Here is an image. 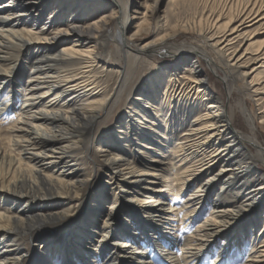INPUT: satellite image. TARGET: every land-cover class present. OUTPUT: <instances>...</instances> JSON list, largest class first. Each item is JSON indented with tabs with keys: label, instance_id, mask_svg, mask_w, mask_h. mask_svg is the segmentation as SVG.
Wrapping results in <instances>:
<instances>
[{
	"label": "bare ground",
	"instance_id": "1",
	"mask_svg": "<svg viewBox=\"0 0 264 264\" xmlns=\"http://www.w3.org/2000/svg\"><path fill=\"white\" fill-rule=\"evenodd\" d=\"M67 1L0 0V89L9 87L0 97V264H203L207 257L226 264L230 249H245L243 239L250 248L242 264H264L261 125L243 100L239 109L250 132L237 129L198 65L203 57L219 68L213 50L228 70L220 67L225 79L252 75L251 87L264 83V47H252L264 23V0H224L221 12L201 13L192 26L202 41L187 47L178 45L183 30L138 45L142 24L129 34V9L139 0ZM159 1L153 0L152 13ZM89 9H98L100 18L88 20ZM110 39L125 65L109 90L99 79ZM160 53L171 61L152 70L129 100L137 81L133 66ZM126 91L129 108L119 126L125 131L112 138L128 143L113 151L106 137L96 136ZM131 141L139 165L126 158ZM94 154L120 196L110 197L105 186L86 194L90 177L78 164ZM86 199L90 206L82 213L75 203ZM55 205L60 211L43 210ZM123 206L133 215L122 214ZM205 206L209 213L200 219ZM45 219L54 222L49 231L35 230ZM70 220L68 229L58 228ZM177 221L184 230L174 229ZM55 230L77 238V251L53 242ZM30 242L39 249L28 263Z\"/></svg>",
	"mask_w": 264,
	"mask_h": 264
},
{
	"label": "rangeland",
	"instance_id": "2",
	"mask_svg": "<svg viewBox=\"0 0 264 264\" xmlns=\"http://www.w3.org/2000/svg\"><path fill=\"white\" fill-rule=\"evenodd\" d=\"M90 1L96 2L95 0H90ZM222 1L224 0H216V1L210 0L209 3L207 4L206 3L207 0H177V1L160 0L159 3L156 5V11L152 13L150 9H151V4L153 3V0H139L138 5L137 4L135 5L137 7L134 6V9H129V12H131V15L133 17L132 27H131L129 34H133L137 30L138 25L141 23L142 28L139 34H137L136 37H134V40L138 45H143L144 43L150 40L160 38L168 33L179 31V30H183V32H181L178 35L177 40L180 41L178 45L187 47L192 44H200V42L202 41V38H201V35L199 34L198 28L195 26H192L193 25L192 22L194 21V18L195 17L197 18L198 15H200L201 13H205L207 15L212 10L221 12L222 10L221 7L223 4ZM72 2L73 1L69 0L67 1V4H70ZM94 4L95 3H92V5ZM206 5H208L209 7H206ZM147 6H149L150 8H147ZM67 8L68 10L70 9L69 6ZM71 10H73V8L70 9L69 11ZM93 10L94 9H91V10L89 9V11L86 12L89 16H91V18L88 19L90 21H93L94 19H98L101 16L99 11L97 12L98 9H95V11ZM116 25H117L116 21L114 20V22L109 25V28L114 29ZM161 26H162V29H160ZM256 29H257L256 34H255L256 37L253 39L254 43L252 45L254 49L260 46L264 47V23L260 26H257ZM109 43H110V48H112L110 50V54L106 52L101 55L103 59L106 61L107 66L105 68V71L103 72L102 77L99 80L102 79V81H100L102 87H106V89L110 90L116 84V81H117V73H116L117 68L125 65V58L118 53V50L116 47L117 41L115 39H110ZM248 44L249 42L246 43L245 47ZM90 45H93V44L90 43ZM211 54L217 60V63L219 64V66L228 72V70L226 69V66L221 62V60H219L218 55L213 50H211ZM170 61H171V57L168 54L160 53V54L154 55V57L144 58L141 62L137 63L136 66L134 65L131 72L133 73L134 77L137 78V81L135 82V85H133V83L130 84L131 86H133V91L130 94L129 100L134 98L135 92H137V94L139 93L140 86L143 85L144 81H146L149 78V76L152 74V70L155 71L159 65L168 64V62ZM198 65H200L202 70L208 75L207 85L211 86L214 93H216L222 98L227 108L229 109L233 117L232 118L233 125L237 129H240L245 132H250L249 127L239 109L240 104L244 100L247 108H249L253 112L256 122L261 125V129L258 130V138L264 144V83L260 85L255 84L253 87H251L249 82L252 78V75L247 76L246 78L238 75L236 78H228L227 80L224 77L225 76L224 71L220 67L219 68L215 67L213 64H210V62L204 59L203 57H199ZM102 68L103 67H100V69ZM27 69L28 67L25 68L26 71ZM168 78H169L168 76L165 78L163 82L164 84L163 86H166ZM182 82L183 81H180L179 85H182ZM230 86H233L231 91H229ZM257 88L259 90L258 91L259 93L256 95L253 93V91L254 89H257ZM8 91H9V87L6 89L1 88L0 97L1 98L6 97ZM162 91L164 92V89ZM162 93L158 94L159 100L164 97ZM128 95H129V91H126L124 93L122 101H120V104H118V106L112 109V112L110 113L111 116L107 118L106 121H104L103 124L105 125H101L100 127L101 132L98 133L96 136V137H99L100 135H103L104 137H106L108 139V142L113 145L111 146L113 147V151H115V149H120V146H122V144L128 143L124 141L123 139H120L117 137L112 138L113 133L119 134L116 130H120L121 128L119 127L121 126L120 121L123 117V114H125L127 112V109L129 108L128 104H126V102L128 103L129 101L127 99ZM21 99L22 98L20 99L14 98V101L19 104L21 103ZM157 111L158 110L155 109L154 113H156ZM204 111H205V107H201L200 112H204ZM165 114L166 112L161 113L160 117H165L166 116ZM5 116H9L11 118L14 116V112L12 111V112L3 114V117ZM151 126L154 128L157 126V124L153 126V123H152ZM121 130L125 131V128L122 127ZM180 132L181 130L179 129L176 132V136H178ZM133 133L134 132H132V134ZM149 133H151V131H148L147 134ZM134 136L135 134L133 135V137ZM132 142L133 141H131L129 145L127 146V147L130 146L129 149H132L131 147ZM247 145L251 149L253 148L250 143H247ZM135 150L136 149H134V151ZM134 151L133 152L128 151L126 158H129L130 160L133 161V163L135 162L136 165H139L140 159L138 160L137 154H135ZM93 156L92 157L88 156V159H89L88 162L84 161L78 164V168L84 169L89 174L88 177H90L89 189L86 191V194H88L89 191L90 193H92L93 191H99V189H101L104 186L106 187L108 195H110V197H112L115 193L118 194V189L116 187H112L110 183L111 180H110L109 173L107 172V170H104L101 168L102 164L100 160L97 158V156H95V154ZM138 156L142 158L141 154ZM149 158H152V157H149ZM149 162L153 163V161L151 160ZM162 167L167 168L169 167V165L168 163H165V164H162ZM218 168L219 166L216 167L214 171L217 170ZM260 168L264 169V165H261ZM220 185H221V182L216 183L215 191H217V189L219 190ZM215 191H213V193H215ZM165 193L168 195V198L170 199L177 197L172 191H168V192L165 191ZM120 195L121 194H118L117 196H120ZM87 199L84 201L75 203L77 209L81 210L82 213L86 212L87 208H89L90 206V205L88 206L86 202ZM1 204L4 205L2 201H1ZM105 204H109V200H106ZM126 206H129V204H127ZM126 206H123L120 209V212L122 214L123 213L126 214L127 216L129 215L132 216L133 213ZM60 209L61 207L57 205L43 207V210L46 213H49L51 210H57L58 212V210L60 211ZM54 213H56V211H54ZM208 213H209V207L205 206L204 209L200 212V215L198 217L200 219H204V217ZM53 223L54 222H50V220L45 219L41 221L39 224L35 225L36 226L35 230L38 231L40 229H47V231H49ZM72 223L73 221L70 220L68 224L65 223L59 226L58 228L68 229ZM175 224H176L174 226L175 230L178 229L182 231L185 229V226L182 224V222L177 221ZM58 230H55V232L51 235V240L61 246L69 245L70 248H68V250L70 252L77 251V249L75 248V246L79 245L77 238L71 235H65L63 232L60 234L58 232L57 235H55V233ZM48 236L46 237L44 236V237L47 238ZM47 240L48 239L43 241L42 247L46 245ZM258 242H260V240H258L256 244H258ZM220 243L223 244V238L220 239ZM243 244H244L245 249L242 252L239 251V249H237L236 247L230 249V252L227 258L228 262H226V264H242L244 258H246V255L248 254L247 249L250 248V243L248 242V239H243ZM38 249H39L38 246H35L33 242L28 243V247H27V251H28L27 258L29 259L28 263L34 259L33 257L35 256ZM85 258H88L87 254L85 255ZM84 261L87 264V259ZM92 263L100 264L99 260H97V262L95 263L94 262ZM213 263H214V257H207L205 258V261L203 264H213Z\"/></svg>",
	"mask_w": 264,
	"mask_h": 264
}]
</instances>
